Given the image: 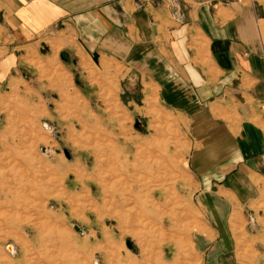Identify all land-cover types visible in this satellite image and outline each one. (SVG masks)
<instances>
[{
  "label": "rangeland",
  "instance_id": "1",
  "mask_svg": "<svg viewBox=\"0 0 264 264\" xmlns=\"http://www.w3.org/2000/svg\"><path fill=\"white\" fill-rule=\"evenodd\" d=\"M39 40L12 69L0 39V264H206L185 117L123 64Z\"/></svg>",
  "mask_w": 264,
  "mask_h": 264
},
{
  "label": "crops",
  "instance_id": "2",
  "mask_svg": "<svg viewBox=\"0 0 264 264\" xmlns=\"http://www.w3.org/2000/svg\"><path fill=\"white\" fill-rule=\"evenodd\" d=\"M50 36L69 58L123 64L185 117L206 264H264V0H0L12 69Z\"/></svg>",
  "mask_w": 264,
  "mask_h": 264
},
{
  "label": "built area",
  "instance_id": "3",
  "mask_svg": "<svg viewBox=\"0 0 264 264\" xmlns=\"http://www.w3.org/2000/svg\"><path fill=\"white\" fill-rule=\"evenodd\" d=\"M153 1H155V3L162 2V0H153ZM246 1L250 2L251 6H253L254 8L256 7L257 0H213L215 5H225V6L234 5V4H244ZM248 224L249 226H255L257 224L255 217H249Z\"/></svg>",
  "mask_w": 264,
  "mask_h": 264
},
{
  "label": "water",
  "instance_id": "4",
  "mask_svg": "<svg viewBox=\"0 0 264 264\" xmlns=\"http://www.w3.org/2000/svg\"><path fill=\"white\" fill-rule=\"evenodd\" d=\"M45 152V150H43ZM65 155L68 159H71V156L69 154V152L65 151ZM75 230L78 231L79 233L83 234L84 231L79 227V226H74ZM127 246L130 250H135L134 247H133V244L131 242H128L127 243ZM9 248L12 250V246H9Z\"/></svg>",
  "mask_w": 264,
  "mask_h": 264
},
{
  "label": "bare ground",
  "instance_id": "5",
  "mask_svg": "<svg viewBox=\"0 0 264 264\" xmlns=\"http://www.w3.org/2000/svg\"><path fill=\"white\" fill-rule=\"evenodd\" d=\"M13 249H14L13 247H12V250L8 247V250H9L10 253H14L15 252V251H13Z\"/></svg>",
  "mask_w": 264,
  "mask_h": 264
}]
</instances>
